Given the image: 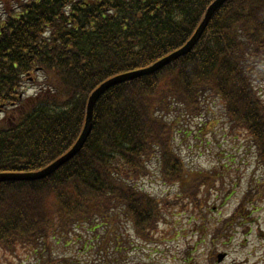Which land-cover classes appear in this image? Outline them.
I'll list each match as a JSON object with an SVG mask.
<instances>
[{
	"label": "trees",
	"instance_id": "16d2710c",
	"mask_svg": "<svg viewBox=\"0 0 264 264\" xmlns=\"http://www.w3.org/2000/svg\"><path fill=\"white\" fill-rule=\"evenodd\" d=\"M213 1L23 5L0 30V173L36 172L68 152L91 93L184 46ZM263 66L264 0H229L190 53L99 99L76 157L46 179L0 184V250H33L44 262L53 240L84 226L108 227L116 250L123 221L151 242L174 206L137 186L153 163L165 183L181 185V203L197 204L217 182L212 173L187 169L175 151L176 135L195 122L213 127L223 115L232 130L246 133L264 166V101L256 87ZM263 197L261 184L244 199Z\"/></svg>",
	"mask_w": 264,
	"mask_h": 264
},
{
	"label": "rangeland",
	"instance_id": "374dc122",
	"mask_svg": "<svg viewBox=\"0 0 264 264\" xmlns=\"http://www.w3.org/2000/svg\"><path fill=\"white\" fill-rule=\"evenodd\" d=\"M258 74L256 87L264 101V67ZM200 127L195 122L181 129L175 151L187 169L212 173L217 182L197 204L181 203V185L165 183L157 164L151 165L152 174L138 188L174 205L165 210L151 242L141 241L123 221L115 230V250L108 227L87 226L68 239L53 240L44 262L33 250L15 255L0 250V264H264V198L251 204L244 199L264 184V166L246 133L232 130L223 115L215 126ZM220 254L226 258L218 263Z\"/></svg>",
	"mask_w": 264,
	"mask_h": 264
},
{
	"label": "water",
	"instance_id": "95a60500",
	"mask_svg": "<svg viewBox=\"0 0 264 264\" xmlns=\"http://www.w3.org/2000/svg\"><path fill=\"white\" fill-rule=\"evenodd\" d=\"M228 1L229 0H214L206 9L203 19L199 24L198 28L196 29V31L194 32L193 36L180 49L167 55L166 57L160 59L159 61H157L156 63L145 69L118 75L100 84V86L97 87L96 90L92 92V94L88 99L86 106L85 123L82 132L76 143L66 154H64L59 159L54 161L52 164L48 165L47 167H45L40 171H36L32 173H0V184L8 183V182H19V181L31 182V181L43 180L54 174L63 165H65L70 160H72L82 150L85 142L87 141L89 135L92 132L93 113L98 100L113 87L124 84L132 80L139 79L144 76L155 74L160 70H162L163 68H165L166 66L170 65L171 63L177 61L179 58L190 53L192 49L195 47V45L198 43V41L201 39L213 15L216 13L218 9H220ZM223 257L224 256L222 255L219 256V261H221Z\"/></svg>",
	"mask_w": 264,
	"mask_h": 264
},
{
	"label": "flooded vegetation",
	"instance_id": "af4514ba",
	"mask_svg": "<svg viewBox=\"0 0 264 264\" xmlns=\"http://www.w3.org/2000/svg\"><path fill=\"white\" fill-rule=\"evenodd\" d=\"M30 0H0V23L6 17H11L22 11V5L27 4Z\"/></svg>",
	"mask_w": 264,
	"mask_h": 264
}]
</instances>
